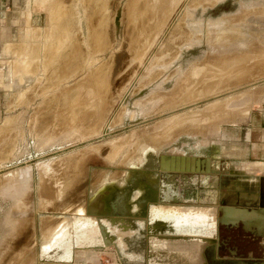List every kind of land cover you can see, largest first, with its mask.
Here are the masks:
<instances>
[{"label": "rangeland", "instance_id": "374dc122", "mask_svg": "<svg viewBox=\"0 0 264 264\" xmlns=\"http://www.w3.org/2000/svg\"><path fill=\"white\" fill-rule=\"evenodd\" d=\"M132 1L0 0V264H200L218 193L230 174L252 176L237 157L264 114V0H177L157 19ZM161 154L229 175L161 172ZM102 184L98 211L88 203ZM168 205L208 208L215 224L153 217ZM83 215L107 221L111 239L70 228Z\"/></svg>", "mask_w": 264, "mask_h": 264}, {"label": "bare ground", "instance_id": "6f19581e", "mask_svg": "<svg viewBox=\"0 0 264 264\" xmlns=\"http://www.w3.org/2000/svg\"><path fill=\"white\" fill-rule=\"evenodd\" d=\"M143 1H145V0H135V2L134 1H132V4L130 5V4H128V8H129V10H130V12H131V9H137L138 7L139 8H141V9H138V10H141L142 11V16H143V11H146V12H148L149 14H151L150 15V17L148 18V19H150V18H158V17H160L161 15L162 16H164V12L163 11H161V10H163V8H166V7H170V9H171V7L173 6H175V3L177 2V0H146V2H143ZM142 2V3H141ZM50 3H52V2H50ZM49 3V4H50ZM53 5V4H52ZM49 6V5H48ZM50 7V6H49ZM55 7H56V5H55ZM57 8V7H56ZM51 11H52V13H53V10L51 9ZM161 11V12H160ZM163 12V13H162ZM55 13V12H54ZM56 14V13H55ZM57 15V14H56ZM52 16H54V15H51L50 17H52ZM58 16V15H57ZM66 16V13H64V14H60L59 16H58V18H63V20H64V18H66L65 17ZM54 18H56V16L54 17ZM53 18V19H54ZM156 18V19H157ZM59 19V20H60ZM143 20V19H142ZM152 20V19H151ZM155 20V19H154ZM57 21V20H56ZM57 22H59V21H57ZM64 22V21H63ZM54 23V22H53ZM54 25V24H53ZM62 25H63V23H62ZM67 25V24H66ZM145 25V24H144ZM60 26V25H59ZM58 26V27H59ZM158 26V25H157ZM56 27H57V25H56ZM66 28V27H65ZM52 29H53V27H52ZM55 29V28H54ZM64 30V29H63ZM54 34V33H53ZM55 35V34H54ZM62 35V34H61ZM71 35V34H70ZM52 36V35H51ZM60 36V35H59ZM64 38H66V36L64 37ZM68 39H70L69 37H67ZM186 38V37H185ZM68 39H66L67 41H68ZM63 40V38L61 39V41ZM64 42H65V40H63ZM62 41V42H63ZM61 42V43H62ZM63 42V43H64ZM58 43H59V41H58ZM57 43V44H58ZM60 44V43H59ZM58 44V45H59ZM56 45V44H55ZM62 45V44H61ZM57 46V45H56ZM60 46V45H59ZM71 46H73V45H71ZM71 46H70V48H71ZM63 48V47H62ZM69 48V49H70ZM73 49V48H72ZM74 49H75V47H74ZM74 49H73V51H71L70 52V54L72 55V56H74V54H77L75 51H74ZM65 51H67V50H65ZM65 51L63 52V53H61L60 54V57H61V60H62V62L61 63H64V61H66V60H64L63 61V59L65 58V57H67L66 55H65ZM70 51V50H69ZM47 52V51H46ZM69 53V52H68ZM50 54V53H49ZM64 54V55H63ZM68 56H69V54H67ZM72 56H71V58H72ZM77 56V55H76ZM70 57V56H69ZM22 59V58H21ZM24 59V58H23ZM58 60V59H57ZM220 60V59H219ZM22 61V60H21ZM224 62V61H223ZM65 64V63H64ZM223 64V63H222ZM20 67H22V66H20ZM58 68V67H57ZM65 68V67H64ZM29 69V68H28ZM59 70V69H58ZM64 70V69H63ZM250 70V69H249ZM59 72H61V71H59ZM193 72V71H192ZM63 73H64V71H63ZM62 76V75H61ZM100 76H101V79H97V80H91L90 82H89V86H88V91H86V92H89V93H91V90H92V93H96L97 91L96 90H94V89H97V88H99V87H101V84H103V86H105V83H104V81H105V74L103 73V74H100ZM100 83V84H99ZM95 87V88H94ZM63 91V90H62ZM66 92V91H65ZM75 95H77V92L75 93ZM87 95V94H86ZM72 96H74V95H72ZM71 96V97H72ZM88 96V95H87ZM75 98V96L73 97V99ZM99 98V97H98ZM97 98H95V96H93L92 97V100L93 101H91L90 103L92 104V103H95V100H96ZM68 101V100H67ZM66 101V102H67ZM73 101H77V100H73ZM85 102V101H84ZM87 102V101H86ZM89 102V101H88ZM97 102V101H96ZM98 103V102H97ZM88 104V103H87ZM90 104V105H91ZM74 106H76V103H74L73 104ZM71 106V105H70ZM85 107H87V106H85ZM77 109V108H76ZM81 109V108H80ZM79 110V109H78ZM83 110V109H82ZM75 111V110H74ZM73 111V109L71 110V114H73V113H75ZM77 112V111H76ZM78 113V112H77ZM76 113V114H77ZM75 114V115H76ZM170 130V129H169ZM96 148V147H95ZM112 148V147H111ZM184 155H190V154H184ZM137 158V157H136ZM138 160V159H137ZM135 162V161H134ZM126 172V177H128V178H131L132 177V174H133V172L134 171H132V172H128V171H125ZM124 172V173H125ZM150 178H152V176H150ZM152 179H154V178H152ZM261 180H263V179H261ZM253 182V180L252 181H244V183H243V185H248L247 187H252L253 186V184L254 183H252ZM101 185V184H100ZM108 190V188H106V186L105 185H103L102 184V187L100 188V189H98L95 193H93L92 194V200L89 202L92 206H95V207H97V209H99V210H101L102 209V205H103V201L101 200V197H100V195L103 193V192H105V191H107ZM135 198V197H134ZM138 202H139V204L140 203H142L143 202V200H138ZM215 206V205H214ZM112 207V206H111ZM129 209V208H128ZM153 211L155 212V213H153L154 214V216L153 217H160L161 219H164V220H170V221H172V224H173V226L174 227H176V228H180V227H182V226H191V227H194V226H198V225H200V226H202L203 224L204 225H206L207 227H213L214 226V224H215V216L209 211V209L208 208H200V207H197V208H193L192 210H186L185 208H182V207H180V206H160V207H157V208H153ZM261 211H264V210H261ZM112 212H113V209H112ZM261 213V212H260ZM101 221V222H100ZM97 220V217L96 216H85V215H83V216H77V217H73V218H71V219H69V223H70V228H72L74 225V227H77V225H80L81 226V228H84L88 233H90V231H95L94 230V225H97L98 226V229H97V231L96 232H94V233H97V232H100V234H101V239H103V242H107V238L105 237V236H108L110 239H111V236L109 235V226L106 224V222H105V220ZM92 223H93V226H92ZM170 223V222H169ZM111 224V223H110ZM69 226V225H68ZM112 226H114V225H112ZM111 227V226H110ZM65 229V231H64V233H63V235H62V237H63V241L66 239V237H67V234H69L70 233V231H71V229ZM181 229V228H180ZM176 230V229H175ZM62 231V230H61ZM112 231H116L115 230V228H114V230H112ZM111 231V232H112ZM127 231H130V230H127ZM84 232V231H83ZM126 233V232H125ZM132 233V232H131ZM93 237V236H92ZM55 238V237H54ZM118 238V237H117ZM214 239V238H213ZM58 240V239H57ZM91 240V239H90ZM53 241V240H52ZM63 241H61V243H63ZM82 241H85V240H82ZM121 241V240H120ZM204 242H210V241H212V240H210V239H205V240H203ZM108 242H110V240L108 241ZM58 242H56V244H54V245H52L49 249H47L46 250V248L43 250V252H44V254H48V253H50V252H52V248L53 247H57L58 245H60L61 243H59V244H57ZM120 245H122V244H120ZM49 246V245H48ZM47 246V247H48ZM67 247V246H66ZM201 251V250H200ZM160 255V254H159ZM60 257V259H67V258H70V250L69 249H67V251H66V253L65 254H63L62 256L60 255L59 256ZM157 257V256H156ZM196 261V260H195ZM194 261V262H195ZM198 261V260H197ZM149 262L150 263H154L155 262V259H153V258H150L149 259Z\"/></svg>", "mask_w": 264, "mask_h": 264}, {"label": "crops", "instance_id": "0c3cea01", "mask_svg": "<svg viewBox=\"0 0 264 264\" xmlns=\"http://www.w3.org/2000/svg\"><path fill=\"white\" fill-rule=\"evenodd\" d=\"M264 120V114L260 113H254L253 117V127L249 129V134L248 136L250 137L252 143L249 145V148L247 150L248 155H240L237 157L238 161L245 159H249L250 164L247 165V168L249 172L252 174L250 178H242L241 183L243 184L244 181H252L254 182H259L262 181L264 183V122H261V120ZM263 179V180H261ZM248 185H242L238 193L237 201H248L250 204V209L252 211H261L264 210V206L260 207L259 206V201L261 198H263L264 202V194L261 197V194L258 192V185L255 187H247ZM234 198L232 201L234 202ZM247 199V200H246ZM260 215V217L263 218L264 221V211L254 213ZM257 222L254 223L253 226H251L252 230L248 231L249 234H253L252 236L255 235V237L260 238L259 243H255L252 246L246 247V250L248 251V254L246 256H243V254H235L237 251V248L239 251L242 249V246H233V256L231 257H222L221 259L219 258L218 264H243L247 263L248 264H258L259 261L264 260V230L260 231V225L256 224ZM244 231V230H243ZM245 232V231H244ZM216 261V260H215ZM200 264H212L211 262L205 261H200Z\"/></svg>", "mask_w": 264, "mask_h": 264}, {"label": "flooded vegetation", "instance_id": "af4514ba", "mask_svg": "<svg viewBox=\"0 0 264 264\" xmlns=\"http://www.w3.org/2000/svg\"><path fill=\"white\" fill-rule=\"evenodd\" d=\"M194 169L196 167L194 166ZM211 170V171H210ZM197 171H204L206 173H216V174H228V172L219 171L212 166L210 167L209 171H207L206 166L200 165L199 170ZM195 171V172H197ZM229 183L223 188L222 191L218 193V202L219 206L223 204L224 202L232 201L233 197L234 201L237 200L239 190L243 184L240 182L241 178L238 176L235 177V175L232 173L230 174ZM258 192L261 194V197L264 194V183L258 182ZM254 186V184H253ZM261 198L260 201L263 202ZM143 200V199H141ZM126 209V208H125ZM127 210V209H126ZM149 210V209H148ZM219 214H221V211H218ZM128 219L125 218H117L114 223L119 224L121 229L127 230L128 225ZM131 225V224H130ZM253 234H249L248 231H243L242 224L238 223L237 225H225L221 223H217L214 231V237H211L210 242H206L205 247L203 248L202 255L205 261L208 263L211 262L212 264H218L219 258L222 257H231L233 256V246H242L241 251L238 250L235 252V254H243V256H246L248 254V251L246 250V247L252 246L255 243L260 242V238L252 236ZM214 238V239H213ZM112 241V240H111ZM216 260V261H215ZM245 264V263H243ZM248 264V262L246 263ZM258 264H264V260L261 262L259 261Z\"/></svg>", "mask_w": 264, "mask_h": 264}, {"label": "water", "instance_id": "95a60500", "mask_svg": "<svg viewBox=\"0 0 264 264\" xmlns=\"http://www.w3.org/2000/svg\"><path fill=\"white\" fill-rule=\"evenodd\" d=\"M188 162H192V165L188 166L189 165ZM200 165L206 166L207 171H209L210 167L212 168V161L210 158L200 160L193 158L189 159L187 156H177V155L167 157L166 155L161 154L159 156L158 167L156 169L161 172L162 171H197L199 170ZM194 166L196 167V169H194ZM257 183L254 182V187L257 185ZM250 204L248 203V201L245 200L244 202L243 200L242 201L235 200L234 202L233 201L224 202L223 204L218 206L219 210L221 211V215L217 218L216 225L217 223H221L232 226L241 223L244 231H251L252 230L251 226H253L254 223L257 222L256 224L260 225L259 226L260 231H263L264 230L263 218L260 217V215L258 214L257 215L254 214L255 212L258 213L261 211H252L250 209L251 207ZM88 206H92V205L88 203ZM259 206L263 207L264 202L259 201ZM112 208L116 216H122L127 214V212L115 213V207L112 206ZM97 210L99 211V209ZM108 215L110 216V214ZM110 219H111L110 220L111 223L115 222V218H110Z\"/></svg>", "mask_w": 264, "mask_h": 264}]
</instances>
